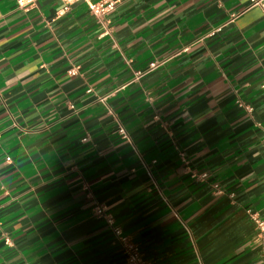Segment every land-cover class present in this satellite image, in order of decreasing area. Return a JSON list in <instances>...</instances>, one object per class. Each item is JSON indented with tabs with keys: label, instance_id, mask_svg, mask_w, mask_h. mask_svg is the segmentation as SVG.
I'll return each instance as SVG.
<instances>
[{
	"label": "crops",
	"instance_id": "obj_1",
	"mask_svg": "<svg viewBox=\"0 0 264 264\" xmlns=\"http://www.w3.org/2000/svg\"><path fill=\"white\" fill-rule=\"evenodd\" d=\"M107 19L0 0V264H264V0Z\"/></svg>",
	"mask_w": 264,
	"mask_h": 264
},
{
	"label": "built area",
	"instance_id": "obj_2",
	"mask_svg": "<svg viewBox=\"0 0 264 264\" xmlns=\"http://www.w3.org/2000/svg\"><path fill=\"white\" fill-rule=\"evenodd\" d=\"M37 0H16L18 6L23 7L36 3ZM65 3H69L74 0H62ZM87 2L90 12L96 17L98 22L108 32V19L107 14L114 8L116 0H84ZM156 62H151L150 66H155ZM264 85V84H263ZM249 109L251 107L247 106ZM120 132L124 134L123 129ZM92 212L96 217L102 218L112 229L117 242L122 248L124 255L123 264H152L142 253L138 243L131 239L130 235L125 233L118 225L115 224L114 216L111 212L106 210V207L96 200ZM256 223V226L264 234V221L259 220L258 217L252 216Z\"/></svg>",
	"mask_w": 264,
	"mask_h": 264
}]
</instances>
